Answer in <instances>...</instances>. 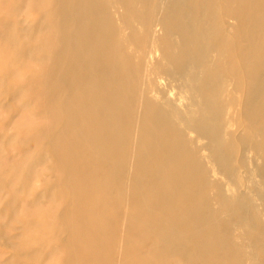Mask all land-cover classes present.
<instances>
[{"label":"bare ground","instance_id":"6f19581e","mask_svg":"<svg viewBox=\"0 0 264 264\" xmlns=\"http://www.w3.org/2000/svg\"><path fill=\"white\" fill-rule=\"evenodd\" d=\"M35 2L44 13L42 60L48 65L37 87L53 125L49 146L63 177L60 190L70 197L60 208L65 241L73 249L69 264H177L175 258L183 264H244L231 240V220L222 212L236 188L223 185L218 169L207 167L213 160L199 147L203 138L186 132L179 108L186 110L190 100L189 81L175 70L160 71L161 61L170 65L172 58V43L165 42L174 36L168 17L174 0ZM177 2L180 10H193V0ZM230 20L237 17L222 23L234 27ZM260 25L264 29V21ZM261 50L264 59V44ZM245 52L249 60L253 53ZM120 64L129 68L130 78ZM206 84L213 95L214 82ZM253 130L250 126L246 136L255 135ZM257 153L264 159L263 144ZM133 182L143 197L126 206L117 253V226L107 220L106 203L117 193L112 207L118 212L124 185ZM259 248L264 256V246Z\"/></svg>","mask_w":264,"mask_h":264},{"label":"rangeland","instance_id":"374dc122","mask_svg":"<svg viewBox=\"0 0 264 264\" xmlns=\"http://www.w3.org/2000/svg\"><path fill=\"white\" fill-rule=\"evenodd\" d=\"M35 1L0 0V264H69L73 252L60 217L70 197L60 190L63 177L49 146L53 125L39 89L48 69L42 60L47 31ZM171 8L174 36L165 44L172 43V58L170 65L161 61L160 71L165 75L175 70L176 77L189 81L190 100L186 110L179 108L186 132L196 131L203 138L199 147L213 160L211 165L205 162L207 167L211 172L218 169L223 185L236 188L237 195L227 197L222 212L231 220V240L240 247L244 264H264L259 248L264 246V159L257 156L258 145L264 147V132L259 130L264 131V0H193L190 12L180 10L174 0ZM229 15L237 17L230 20L234 27L222 23ZM254 20L258 24L253 25ZM246 50L253 53L249 60ZM120 67L130 78L129 68ZM207 80L214 82L213 95L206 91ZM250 126L255 131L251 138L246 136ZM250 147L252 154L247 153ZM118 172L113 166L111 173ZM117 196L113 192L106 203V219L117 226L113 247L118 253L126 206L143 195L134 182L129 188L124 185V200L115 212ZM213 207L220 208L216 202ZM174 261L183 264L179 258Z\"/></svg>","mask_w":264,"mask_h":264}]
</instances>
